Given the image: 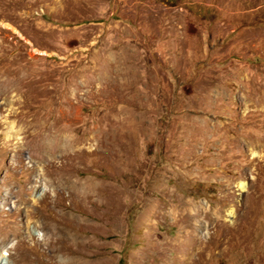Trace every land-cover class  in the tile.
I'll return each mask as SVG.
<instances>
[{"label": "rangeland", "instance_id": "obj_1", "mask_svg": "<svg viewBox=\"0 0 264 264\" xmlns=\"http://www.w3.org/2000/svg\"><path fill=\"white\" fill-rule=\"evenodd\" d=\"M0 264H264V0H0Z\"/></svg>", "mask_w": 264, "mask_h": 264}, {"label": "bare ground", "instance_id": "obj_2", "mask_svg": "<svg viewBox=\"0 0 264 264\" xmlns=\"http://www.w3.org/2000/svg\"><path fill=\"white\" fill-rule=\"evenodd\" d=\"M244 188H245V183H242L241 184V189L243 190ZM230 214H232V212Z\"/></svg>", "mask_w": 264, "mask_h": 264}]
</instances>
